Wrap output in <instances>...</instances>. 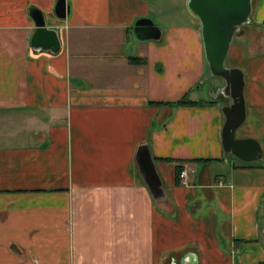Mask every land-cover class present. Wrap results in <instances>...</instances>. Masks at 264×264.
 I'll list each match as a JSON object with an SVG mask.
<instances>
[{"label":"crops","instance_id":"0c3cea01","mask_svg":"<svg viewBox=\"0 0 264 264\" xmlns=\"http://www.w3.org/2000/svg\"><path fill=\"white\" fill-rule=\"evenodd\" d=\"M56 1L0 0V264H264V0L226 58L244 74L236 137L259 144L256 163L224 156L227 100L200 90L196 18L153 22L160 39L139 41L150 0H65L63 20ZM32 8L57 30V54L30 47ZM184 95L200 105H165ZM141 144L158 202L137 172Z\"/></svg>","mask_w":264,"mask_h":264},{"label":"water","instance_id":"95a60500","mask_svg":"<svg viewBox=\"0 0 264 264\" xmlns=\"http://www.w3.org/2000/svg\"><path fill=\"white\" fill-rule=\"evenodd\" d=\"M187 6L199 21L204 59L209 70L200 83L210 78L219 79L222 85L210 92L213 99L220 96L227 100V105L221 108L224 118L221 129L224 156L231 155L244 163L260 160V146L254 139L236 137L246 120L244 74L239 68L225 66L235 34L250 22L252 0H187ZM29 13L35 25L30 47L35 51L57 54L61 49L57 30L47 28L46 18L39 9L32 8ZM53 14L58 20L66 18L69 8L65 0L56 1ZM132 33L139 41L159 40L161 37L160 29L149 18L136 20ZM135 164L152 200H163L165 192L147 144L138 146Z\"/></svg>","mask_w":264,"mask_h":264},{"label":"rangeland","instance_id":"374dc122","mask_svg":"<svg viewBox=\"0 0 264 264\" xmlns=\"http://www.w3.org/2000/svg\"><path fill=\"white\" fill-rule=\"evenodd\" d=\"M190 15L193 16L188 9L187 0H150V12L148 17L156 25H168L171 23L184 24L188 21V17L186 16L190 17ZM193 17L196 18L195 16ZM248 25L249 23L242 26L240 30L235 34V37L239 36L240 34H243L244 32L248 33V29L250 28ZM249 35L252 37L251 41H253L255 38V34L249 33ZM225 66L230 67L228 61H225ZM209 80H206L202 84L200 83L201 81H199L200 90H203L202 94L207 99L213 98V95L210 92L211 88H209V84L211 83V81H213V78H210Z\"/></svg>","mask_w":264,"mask_h":264},{"label":"trees","instance_id":"16d2710c","mask_svg":"<svg viewBox=\"0 0 264 264\" xmlns=\"http://www.w3.org/2000/svg\"><path fill=\"white\" fill-rule=\"evenodd\" d=\"M129 63L131 64H144L145 60L141 59V58H137V57H130L128 58ZM200 105L197 102H192L190 100H188L187 95H184L181 99H179L176 102L173 103H166L165 105L170 106V107H180V106H186V105ZM156 105H164V103H157ZM196 161H204V160H196ZM168 162H173L171 160H168ZM181 163L183 162H179L176 166H175V173H176V178L177 181H179V175L180 172L182 171V165Z\"/></svg>","mask_w":264,"mask_h":264},{"label":"built area","instance_id":"2783aa9c","mask_svg":"<svg viewBox=\"0 0 264 264\" xmlns=\"http://www.w3.org/2000/svg\"><path fill=\"white\" fill-rule=\"evenodd\" d=\"M186 176H187V171L186 170H182L181 172H180V175H179V177H180V179H181V184L182 185H187V182H186Z\"/></svg>","mask_w":264,"mask_h":264}]
</instances>
